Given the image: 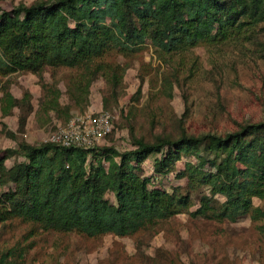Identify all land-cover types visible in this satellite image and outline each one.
I'll return each instance as SVG.
<instances>
[{
	"label": "trees",
	"instance_id": "obj_1",
	"mask_svg": "<svg viewBox=\"0 0 264 264\" xmlns=\"http://www.w3.org/2000/svg\"><path fill=\"white\" fill-rule=\"evenodd\" d=\"M262 21L264 0H41L9 10L0 6L2 114L15 107L32 110L27 94L17 98L4 84L13 73L37 76L45 106L68 117L71 107L87 109L98 76L116 95L126 66L104 61L108 54L129 58L147 46L159 54L182 52L226 41ZM59 67L77 70L65 106L59 104L62 92L43 77ZM102 107H108L105 97ZM130 135L132 147L123 151L24 139L0 150V224L19 219L42 231L129 237L183 212L228 222L264 219L253 200H264V121L222 135L183 134L155 143ZM151 155L146 175L142 164ZM7 158H14L10 166ZM169 175L184 184L165 187Z\"/></svg>",
	"mask_w": 264,
	"mask_h": 264
},
{
	"label": "rangeland",
	"instance_id": "obj_2",
	"mask_svg": "<svg viewBox=\"0 0 264 264\" xmlns=\"http://www.w3.org/2000/svg\"><path fill=\"white\" fill-rule=\"evenodd\" d=\"M38 1L0 0V6L9 10ZM104 61L126 69L116 95L101 76L91 85L88 108L109 112L114 124L110 138L98 145L123 151L132 147L130 131L155 143L159 137L175 140L183 134L222 135L240 125L264 121V21L220 43L171 54H159L147 46L129 58L111 53ZM76 73L67 67L43 73L45 81L62 92L61 106L69 104L66 90ZM3 82L13 96L27 94L32 110L26 113L15 107L3 115L0 102V150L15 147L18 139L32 144L47 141L72 113L84 111L71 107L67 117L49 109L38 77L29 72L13 73ZM103 97L108 99L107 108L102 107ZM154 156L142 164L146 175L152 171ZM13 160L7 158L5 163L10 166ZM184 182L169 175L164 186ZM196 196L192 192L190 210L198 207ZM253 200L264 210V200ZM259 225L264 227V219L253 221L246 216L228 222L183 212L133 236L87 237L42 231L33 223L12 219L0 224V264H264V234Z\"/></svg>",
	"mask_w": 264,
	"mask_h": 264
},
{
	"label": "built area",
	"instance_id": "obj_3",
	"mask_svg": "<svg viewBox=\"0 0 264 264\" xmlns=\"http://www.w3.org/2000/svg\"><path fill=\"white\" fill-rule=\"evenodd\" d=\"M111 114L107 111L74 112L67 123L51 134L49 141L63 146L92 147L111 131Z\"/></svg>",
	"mask_w": 264,
	"mask_h": 264
},
{
	"label": "crops",
	"instance_id": "obj_4",
	"mask_svg": "<svg viewBox=\"0 0 264 264\" xmlns=\"http://www.w3.org/2000/svg\"><path fill=\"white\" fill-rule=\"evenodd\" d=\"M88 108V107H87ZM87 110H91L90 108H88Z\"/></svg>",
	"mask_w": 264,
	"mask_h": 264
}]
</instances>
